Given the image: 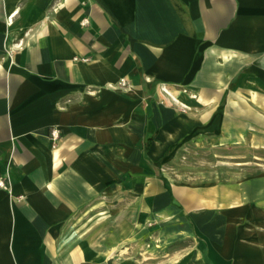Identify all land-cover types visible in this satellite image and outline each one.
I'll use <instances>...</instances> for the list:
<instances>
[{
  "label": "crops",
  "instance_id": "obj_1",
  "mask_svg": "<svg viewBox=\"0 0 264 264\" xmlns=\"http://www.w3.org/2000/svg\"><path fill=\"white\" fill-rule=\"evenodd\" d=\"M1 179L0 264H264V0H0Z\"/></svg>",
  "mask_w": 264,
  "mask_h": 264
},
{
  "label": "rangeland",
  "instance_id": "obj_2",
  "mask_svg": "<svg viewBox=\"0 0 264 264\" xmlns=\"http://www.w3.org/2000/svg\"><path fill=\"white\" fill-rule=\"evenodd\" d=\"M188 94H191L192 95V93L189 91V90H187V89H184ZM182 109L183 110H187V109H190L189 107H187V106H182ZM211 155L210 154H207V153H202V154H199V158H198V162H197V160H196V166H195V168H197V167H199V169H200V171H205L204 169H206V166L208 165V166H211L212 165V163H210V162H208V160H206L207 158H209ZM190 166H191V164H190ZM114 207H116V206H114ZM118 208V211H122V210H125V204L124 203H122V204H120V206H118L117 207ZM124 213V212H123ZM122 213V214H123ZM121 215V214H120ZM123 221V219H121V218H119L118 219V222H122Z\"/></svg>",
  "mask_w": 264,
  "mask_h": 264
},
{
  "label": "built area",
  "instance_id": "obj_3",
  "mask_svg": "<svg viewBox=\"0 0 264 264\" xmlns=\"http://www.w3.org/2000/svg\"><path fill=\"white\" fill-rule=\"evenodd\" d=\"M51 135H52V137L53 138H58L59 137V131L56 129V128H54V129H52V131H51ZM0 186L1 187H5L6 186V184H5V181L4 180H0Z\"/></svg>",
  "mask_w": 264,
  "mask_h": 264
},
{
  "label": "bare ground",
  "instance_id": "obj_4",
  "mask_svg": "<svg viewBox=\"0 0 264 264\" xmlns=\"http://www.w3.org/2000/svg\"><path fill=\"white\" fill-rule=\"evenodd\" d=\"M164 90L167 92V94L171 95L172 99H174L175 101H178L177 98L173 95V92L170 91L167 88H164ZM181 105L185 106L183 103L180 102Z\"/></svg>",
  "mask_w": 264,
  "mask_h": 264
}]
</instances>
